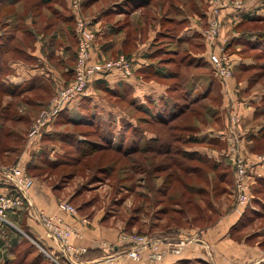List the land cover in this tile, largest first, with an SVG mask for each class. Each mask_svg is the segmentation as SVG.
Listing matches in <instances>:
<instances>
[{
  "label": "rangeland",
  "instance_id": "rangeland-1",
  "mask_svg": "<svg viewBox=\"0 0 264 264\" xmlns=\"http://www.w3.org/2000/svg\"><path fill=\"white\" fill-rule=\"evenodd\" d=\"M79 1L81 6L77 13L84 22L89 23V28L93 32L94 18L98 17L104 8L109 10L102 18L101 29L105 34L102 33L101 38L99 37V43L110 42L111 37L107 32V26L111 24L119 26L122 35H128L127 39L119 40V45L124 47L123 52L110 53L108 56L105 53L94 56V45L88 68L99 65L104 67L109 62L122 61V57L128 59L127 55L133 52L134 47L129 44L130 36L142 30L141 25L137 24L142 22L143 13L133 14L132 10L120 16V19L116 13H113V8H116L117 4L129 9L132 0H87L90 4L84 9L82 4L84 5L85 0ZM171 1L185 7L184 14L193 11L194 4L198 2L202 4L201 0ZM55 3L42 5L39 0H15L11 5H0V27L5 30L6 36L8 34L14 36L7 42L9 51L7 57H20L23 49L19 47V41L15 38L14 24H9L8 28L3 27L7 26L6 23L16 22L21 26L19 31L23 32L26 26L23 24L22 17H27L32 11L31 13L39 19L40 26L45 24V27L50 26L49 31H46V28L41 29L45 33V40H48V35L56 29L65 28L62 17L57 14L58 9L63 10V8ZM205 5L202 12L207 21H203L200 25L204 23L206 25L202 26L203 31L200 30L202 38L193 41V47L196 52L205 51V62L214 71L219 85L213 89L209 97L189 105L180 117L170 123L171 128L168 127L169 125L165 127L159 124H147L143 114L144 107L131 104L132 95L129 94L128 88L122 87L123 85L119 84L117 88L108 86L107 89L99 90L95 88L91 90L92 93L88 97L77 100L76 104H80L78 108L81 107L85 112L84 115L72 117L75 119L70 122L74 125L62 123L63 118L58 119L61 124L58 123L55 130H60L61 133L55 132V135H60V139L72 144H63L46 138V148L41 151L37 159L33 160V164L36 163L38 166H43L44 160H47L49 164H56V167L32 170L29 173L28 166L19 163V157L27 150L28 145H39L43 137L40 139L35 137L34 126L41 114L58 99L57 91L70 87L75 82L77 56L71 80L68 84L57 88L53 96L49 94L47 96V91L20 92L19 94L0 91V115L6 118L0 141V169L4 172L1 171V174H4V178H9L10 170L20 168L25 169L32 179L33 183L27 189V203L21 208L28 212L32 220H34L32 214H44L50 219L60 218L48 215L43 209L37 208L32 201L31 192L37 180L48 183L53 187L55 194L60 196L61 201L58 203L60 213L70 214L60 208L61 204H68L77 210V214L87 217L89 214H104L109 225L122 228L120 240L121 235L148 236L151 237L149 239L155 240L159 239L156 236L160 233L169 232L177 227H205L213 223L215 219L217 220L219 214H223L230 208H234L236 213L241 214L239 184L244 180L250 186V204L254 195L264 198V178L263 184H260L256 178L254 179L252 170L256 164L264 166V0H206ZM63 11L65 14L69 12ZM144 11L149 12L152 19L161 12L176 15L175 12L170 11V7L159 12L157 0L141 12ZM70 13L76 17V10L72 9ZM226 13L228 18L224 16ZM77 18H75L76 24ZM163 20L161 19V25L164 33L157 35L158 41L153 44L151 51L154 53L159 48L163 49L153 62L162 66L165 64L172 70L178 69L183 73L192 72L179 63L181 57L187 53L186 51L192 49L190 45L173 47L177 50L176 55L167 52L168 41L171 40L168 36L177 35V31L182 29L184 24L170 25L169 21ZM215 20L220 22L219 34L206 36L210 23ZM155 25L153 24L151 28L152 32ZM231 32L235 34L230 35ZM166 33L167 36L164 35ZM19 36L21 37V33ZM23 38L26 37L23 36ZM160 40L166 43L159 44ZM213 56H216L219 62L215 63ZM174 62L178 64L175 65ZM222 70L225 73H222ZM110 74L129 78L124 70H114ZM168 84L172 85L173 82ZM245 115L250 116L251 119H246ZM3 124L1 123V126ZM88 124L93 125L88 126ZM133 128L146 129L155 135L158 134L164 138V141L169 140L173 147L172 151L168 155L154 157L142 155L139 152L130 153L127 156L123 152L96 150L90 156L81 158L79 156L81 151L75 148L79 141L84 140L91 142L89 145L92 146L101 144L103 141L101 142L100 135L109 137L112 134L116 138L121 137L120 146L126 148L131 144L129 136ZM208 130L223 132L224 140L219 143V147L221 146L222 151L224 150L223 158H228L230 161L229 168L232 171L225 173L224 169L214 167L210 161L202 164L198 161H186L181 157L180 153L182 154V150L186 148H202L191 144L185 146V137L192 135V131ZM259 132L262 136L259 134L261 137L254 139ZM114 143L119 144V141ZM141 145L146 144L142 141ZM84 146L82 145L80 149L87 147ZM233 151L244 153L243 155L240 153L244 160L243 169L238 168L239 158L237 156L236 160L233 159ZM222 175L225 176L222 177ZM166 183L169 184L165 185ZM185 184L202 188V193H188ZM164 186L167 195L157 191ZM74 192L75 195L70 199ZM142 207L144 210H137ZM247 213L250 214H246L243 222H247V218L251 216L250 211ZM258 213L260 215L256 218L248 219L250 221L246 225L247 228L239 233L238 238L249 237L248 241L258 243L264 248V208ZM160 214H166V216L162 215L160 218ZM1 241L2 239H0V264H19L29 245L22 246L21 253L16 254V249H13L3 254ZM32 252L27 249L30 257L24 264H30L35 256ZM43 252L48 254L44 249ZM47 257L51 262L52 258ZM50 262L38 261L37 264H50ZM73 262H77L76 259ZM51 264L57 263L52 261Z\"/></svg>",
  "mask_w": 264,
  "mask_h": 264
},
{
  "label": "crops",
  "instance_id": "crops-1",
  "mask_svg": "<svg viewBox=\"0 0 264 264\" xmlns=\"http://www.w3.org/2000/svg\"><path fill=\"white\" fill-rule=\"evenodd\" d=\"M14 1L15 0H0V5H11ZM153 1L154 0H150L148 5H143V0H132L129 9H126L125 6L124 10H121V7L118 9L120 6L119 4H117L116 8H113V13L117 14L118 19H120L119 17L124 15V13H128L132 10L134 11L133 14L137 12L143 13L142 22L139 24L135 23L138 26L141 25L140 27L142 30L135 33V35H131V40H129L130 46H134L133 52L127 55L128 59H133V73L129 78L118 77V74H104L99 76L91 87V90L95 88L99 90L101 88L107 89L108 86L117 88L119 84L121 86L123 85L122 87L128 88L129 94L132 95L131 104L144 107L151 116H153V111L151 109L153 104L164 103L166 105L167 103L168 107L174 104L173 101L168 99L169 84L167 82L157 81L149 74V68L151 66L157 69L155 66L156 63L153 62V56L156 53H152L151 49L153 44L158 41L157 35L160 34L162 29L161 19H172L185 23L175 40L172 39L168 41L169 50L167 52L176 55L177 53L175 51L177 50H174L173 47L176 48L183 44H188L192 48L186 51V54H188L190 58H186V60L181 57L179 60V63H182L184 68L186 67L192 71L189 73L180 71L183 77L185 75V82L189 84L188 88L190 87L189 89L192 91L191 97H197L199 92L203 94L212 92L213 89L216 88L215 84H217L213 82V80L216 79L214 71H212L205 62V51L196 52L193 47V41L202 38V26L206 25V23L200 25L203 21H207L202 12L203 8L206 7V0H201L202 4L199 2L194 4L192 7L193 11H186L187 13L185 14V7L177 3L171 4L169 0H157L159 12H161L160 10L162 9L166 10L167 7H170V11L175 12L176 15L167 14L168 12L162 14L161 12L155 19L151 18L149 12H141L144 8L150 6ZM83 3V9L90 4L87 0ZM55 4L69 12L65 14L63 10L58 9L57 14L62 17V24L65 28H59L50 33L48 35V40H45V33L43 30L41 31V29L46 28V31H49L50 26L45 27L46 24L40 26L39 19L31 13L32 11L28 13L27 17H22V19H24L23 24L26 26L23 32L19 31L21 28H19V24H16L14 21L11 22L12 24L6 23L7 26H3L8 28L9 24H14L13 30L16 32L15 38L19 41V47L23 49L21 51L23 53L20 54V57H7V42L14 36L13 34H8L6 36L5 30H2L0 27V91L5 92L4 89H7V91L12 94L47 91V96L48 94L49 96H53L57 88L65 85L71 80V71L75 65L77 51L76 37L71 34V26L74 24L73 20L75 16L70 13L73 9L70 0H58ZM108 11L109 10L106 8L101 10L99 16L94 18L92 22L94 25L92 28L97 35L93 50L94 56L104 53L108 56L110 53L118 51L123 52L124 47L119 45V40L121 38L127 39L128 36L121 34L119 26L111 24L107 26V32L110 33L111 37L110 42H105L103 44L99 43V37L102 33L105 34L103 29H101L102 18L105 12ZM224 16L228 18L227 13ZM158 19H160L159 24ZM153 24H156L154 26V32H152L151 29ZM53 29H51V31ZM228 31H230V29ZM20 33L21 37L19 36ZM234 34L235 32L230 33V35ZM23 36L26 38H23ZM19 37L21 40H19ZM163 43L166 42L159 41V44ZM170 46L173 50H171L172 48H170ZM162 49L163 48H159L156 52H161ZM239 61L240 60H238V62ZM165 67H167L168 70L171 69V67ZM37 102L38 101H36V103ZM79 105L76 103L71 104L61 113L60 119L63 118V120H61L62 123L67 124L71 120H74L75 118H72L73 116L84 115L85 111L82 110L81 107L78 108ZM244 117L248 120L251 119L250 116L245 115ZM4 120H6V118L0 116L1 128L3 127L1 123L3 124ZM58 123L61 124L60 121H57L54 126L52 125L46 131L39 145H28L27 150L19 157V163L25 166L33 163V160L37 159L41 151L46 148V138H51V140L55 142L60 141L63 144L66 143L65 140L59 138L60 135H55V132L61 133L60 130H55ZM222 133L223 132L213 130L198 132L196 135L198 137L197 146L202 148H187L186 150L188 152L205 154L208 159H212L216 168L224 169L225 173H228L232 171L231 168H229V165L231 166L230 161L228 158H223L224 150L222 151V147H219V143L224 140V135ZM259 134L260 132L258 135ZM154 138H156L154 133L149 130H144L143 141L145 144L147 140ZM240 153L242 155L244 154L242 151ZM252 170L254 179L256 178L258 182H261L264 178V166L256 164ZM1 171L2 169H0V187L3 190L10 191L12 185L8 178H4V174H1ZM224 176L222 175V177ZM74 194L75 192L72 193L70 199ZM31 195L32 201L37 208L43 209L50 216L62 218L67 225L75 230V233L70 237V242L75 248V251L68 252L60 247L57 240L46 228L42 224L32 220L28 212L24 209L15 212L11 211L6 214L9 225H12L11 227L16 231V233L13 232L12 235L9 232L11 235L9 236L10 242H13V238L15 239L14 243L19 244L23 243L24 239L28 240L31 245L36 246L39 250H43V247L48 250L47 256L51 258H56L62 254L64 256L62 264H138L137 262L131 261L126 255L130 246L122 243L120 240L122 228L109 225L105 220L106 216H104V214H89L87 217L83 214L71 216L60 213L58 210V203L61 201L60 196L55 194L53 187L48 183L39 180L36 181ZM262 208H264V198L254 195L251 204L245 209L243 215L236 213L234 208H230L223 214H219L217 220L215 219L213 223L205 227H177L174 235L163 234V232L159 235L156 234V237L159 239L165 237H171L172 240L178 238L192 239V242L188 243L181 256L176 257L173 254H167L164 262L160 264H190L194 262L206 264H264V248L260 247L258 243L248 241L249 237L238 238L239 233L247 228V224L245 223H247L248 220L247 222H243L245 218L244 215L250 214L247 213L248 211H250L251 214H257ZM162 215L166 216V214H160V218ZM82 248L86 249L84 253L78 251ZM75 259L77 262H73ZM140 264L148 263L143 262Z\"/></svg>",
  "mask_w": 264,
  "mask_h": 264
},
{
  "label": "built area",
  "instance_id": "built-area-1",
  "mask_svg": "<svg viewBox=\"0 0 264 264\" xmlns=\"http://www.w3.org/2000/svg\"><path fill=\"white\" fill-rule=\"evenodd\" d=\"M219 1V0H217ZM78 0H73L74 10H76L77 24L76 32L78 38V52H77V67H76V80L67 88L57 91V98L54 103L51 104L47 111H44L38 118L34 128L35 137L39 139L43 137L45 131L55 122L60 114L68 108L71 104H74L80 98L88 97L91 91L93 83L99 78V76L111 73L114 70H120L125 72L126 75L131 76L133 73V61L122 57V61L109 62L106 66H95L88 68V62H90V53L93 48L94 33L89 28V23L84 22L82 17H79L78 12ZM88 23V24H87ZM220 22L218 20L212 21L210 27L207 30V35H218V26ZM212 59L215 63L219 62L216 56ZM217 66V64H215ZM222 73H225L222 70ZM233 159L236 160L238 156L239 164L238 168H244V160L240 153L233 151ZM10 176L8 178L12 189L10 191L3 190L0 187V221L8 223L6 214L8 212H15L24 207L27 203V189L31 187L33 181L27 175L25 169L15 168L10 170ZM238 183V182H237ZM238 187V186H237ZM241 190L240 206H242L243 215L245 209L250 205V186L244 180L239 184ZM63 211H66L71 215H77V210L68 204H61L60 207ZM32 217L37 223L42 224L46 230L57 240L60 247L64 248L68 252L75 251V248L70 242V237L75 233V230L67 225L61 218L50 219L44 214H32ZM148 236L138 235H121V242L129 245L130 248L126 252L127 257L138 264L147 262L148 264H160L163 263L167 254H173L176 257L181 256L188 243L192 242L190 238H180L172 240L171 237H165L161 239H149ZM81 253L86 251L85 248L78 250Z\"/></svg>",
  "mask_w": 264,
  "mask_h": 264
},
{
  "label": "trees",
  "instance_id": "trees-1",
  "mask_svg": "<svg viewBox=\"0 0 264 264\" xmlns=\"http://www.w3.org/2000/svg\"><path fill=\"white\" fill-rule=\"evenodd\" d=\"M39 1L41 2L42 5H50V4L55 3V2L57 3L58 0H39ZM78 2H79L78 3L79 6H78L77 10L79 12L80 11V6H81V1L78 0ZM149 2H150V0H147V1L143 0L142 4L143 5H148ZM169 2L171 4L173 3L171 0H169ZM71 5H72V8L74 9L73 0H71ZM120 7L121 6H119L118 9H120ZM121 10H124V7H121ZM75 18L73 20L74 24H72V26H71V29H72L71 30V34L74 37H76V41H77L76 43L78 45ZM163 21L164 22L169 21L170 25H175V24H180V23L185 25V23L183 21L180 22V21L172 20V19H164ZM19 28H21V26ZM180 31H181V29L179 31H177V35L168 36L169 39L175 40V38L178 36ZM93 33L95 35L94 43H93V46H94L95 45V40L97 38V35H96L95 31ZM163 33L164 32H163V26H162V29L160 31V35H163ZM69 35H70V33H69ZM164 35L167 36V33L164 34ZM155 53L156 54L153 56L154 58H156V56L159 54V52L158 53L155 52ZM182 58H187L188 59L190 57L188 56V54L185 53V56H182ZM173 64L177 65L178 62L177 63L174 62ZM155 66H156L157 69H155L154 66H151L149 68L150 69L149 74L151 75V77L153 79H155L157 81H163V82H167L168 81V83L173 82L172 85L169 84L171 90L169 88L168 94H169V97L171 99L169 97H168V99L173 101L174 104L171 107H168L167 103H166V105L164 103L163 104L160 103V104H156V105L153 104L151 106V109L153 111V116L149 115L148 112L143 108V110L145 111L143 113L145 115L144 119L146 120L147 124H159V125L165 126V127L169 125L168 127L171 128L172 126H170V123L172 121L176 120L178 117H180L186 111V109L189 107V105H193V104L198 103L199 101L204 100L205 98L209 97L211 92H207L206 94H203L202 92H199L197 97L192 98L191 97L192 96V91L189 89L190 87L188 88L189 84H187L185 82V78H184L185 75L183 77L182 73L178 69H174V70L169 69L168 70V68L165 67V64H164V66H162V65L158 66L157 63H156ZM199 67H201V66H199ZM73 71H75L74 68L71 71L72 75H73ZM163 73H166V74H163ZM213 82L217 83V84H215V87H217V85H219L218 82L216 81V79H214ZM4 91L9 93L7 91V89H4ZM2 116L5 118L4 115H2ZM60 117H61V114L55 120V122L52 124L53 126L56 124V122L58 121V119ZM68 123H70L71 125H74L71 122H68ZM92 125L93 124H88V126H92ZM2 129H4V125H3L2 128L0 127V141L2 139V131H3ZM144 130H146V129L138 130L136 128H133V132L131 131L130 132V136H129V140H131V144H130V146H128L126 148H123V147L120 146L121 145L120 144L121 137L116 138V137H114L113 134L111 136H109V137H107L106 135H104V136L100 135L99 138H100L101 142L103 141V143H101V144H95L94 146H92V145H89L91 142H86L87 140H84V141H79L80 143H78V146L75 147V145H74V147L77 149V151L78 150L81 151V152H79V156H81V158H85V157L90 156V154H92V152L94 153V151L96 152V150L97 151H110V152H114V153L123 152L127 156H129L130 153L139 152L142 155L143 154L144 155H152L154 157L155 156L157 157V156L168 155L169 152L172 151L173 147H172L171 142H169V140L168 141H164L163 140L164 138L160 137L158 134H156L157 135L156 138L147 140L146 141V145L142 146L141 143L143 141V132H144ZM128 132L129 131H127V133ZM192 133H193L192 135H188V136L185 137V142H184L185 146L189 145V144H191L192 146L193 145H198V137L196 136L198 132L192 131ZM45 134H46V132L44 133V135ZM44 135H43V138H44ZM260 135L257 136L258 138L255 137L254 139H259L262 136V135L261 136ZM123 137L124 136H122V138ZM43 138L41 140H43ZM114 141H119V144H115ZM65 142H66L65 144H68V143L72 144V142H68V141H65ZM86 143H88V144H86ZM82 145H85L87 147L84 146L85 148L83 150H81L80 148L82 147ZM186 149L182 150V154L180 153L181 157L183 159H185L186 161H198V162H200L202 164H206L205 162L210 161L211 163H213V165L215 164L212 161V159H208L205 154L203 155V154H200V153L188 152ZM44 162L45 163L43 164V166H38L36 163L35 164H33V163L29 164L28 168H27V171L30 173V171H32V170L45 169L47 167L54 169L56 167V164H53V163L49 164L47 162V160H44ZM214 167H216V166L214 165ZM111 168H112V166H111ZM259 183L263 184V180L261 182H259ZM167 184H169V183H166L165 185H167ZM195 187L196 186L191 185V184H185V188H186V191L188 193H198V194L202 193V188H195ZM157 191L162 193L163 195H167V190H166L165 186L159 188ZM72 197H71V199H72ZM137 210L138 211H140V210L142 211L144 209L142 207L141 209H137ZM137 210H135V211H137ZM259 215H260V213H257V214L253 213V214H251V216H249L247 218V220L249 218H251V217L256 218ZM244 217H246V214L244 215ZM248 222L245 223V224H248ZM181 227H184V226H181ZM178 228H180V227H178ZM175 231H176V229L171 230L169 232L168 231L163 232V234L174 235ZM9 232L11 233V235H12L13 232L16 233L14 228H12L8 223H4V222L0 221V239H2V241H1V244H2L1 252L3 254L4 253L5 254L9 253L13 249H16V251H17L16 254L21 253L20 248H22V246H24L25 244H28L29 246H28L27 249H29L30 251H33L32 253L35 254L34 258L31 259L32 261L30 262V264H37L38 261H45V260L50 262V259H48L47 255L43 252V250H41V249L39 250L36 246L31 245V243L28 240L24 239L23 243H20V244L19 243H14L15 239H13V242H10L9 236H11V235H10ZM27 249L23 253V256L20 259L19 264H24L27 261V258L30 257V256H28L30 253L29 254L27 253ZM43 249H44V247H43ZM44 250L46 252H49L46 249H44ZM13 254H15V253H13ZM52 261L53 262L55 261L57 264H59V263L62 264V261H64V256L61 254V255L57 256L56 258L53 257ZM51 262H50V264H51ZM194 263H196V262H194ZM194 263H190V264H194ZM196 264H206V263H196Z\"/></svg>",
  "mask_w": 264,
  "mask_h": 264
}]
</instances>
